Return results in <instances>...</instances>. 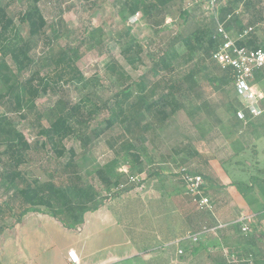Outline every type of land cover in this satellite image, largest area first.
Here are the masks:
<instances>
[{"label": "trees", "instance_id": "obj_1", "mask_svg": "<svg viewBox=\"0 0 264 264\" xmlns=\"http://www.w3.org/2000/svg\"><path fill=\"white\" fill-rule=\"evenodd\" d=\"M15 1L22 6L13 15L9 12L10 3L0 6V165L5 169L0 182L5 195L4 201L0 198V235L16 227L31 212L49 215L69 230L81 228L86 214L98 208L92 205L102 192L110 191L126 179L122 168L130 173L145 172L152 161L147 144L150 141L155 144L159 134L186 108L187 102L198 105L195 109L202 111L193 125L201 141L208 142L214 123L223 124L206 92L210 89L227 100L225 115L231 127L241 124L246 129L264 133V118L251 119L246 113L248 124L238 118L237 112L245 108L233 86V74L221 70L212 59L222 43L212 13L204 22L179 32L167 48L150 54V71L137 81L117 60L111 59L106 74L115 80L120 90L109 100L82 96L73 101L65 89L76 88L84 80L77 64L86 51L102 45L104 31L95 28L75 35L62 18L47 21L39 6L41 0ZM83 1L95 6L99 0ZM175 1L118 0V16L127 23L140 13L150 26L161 28ZM255 1L226 3L218 0L217 15L234 39L252 28L247 37L238 41L240 46L264 50L262 13L254 14L247 25L243 20L246 8ZM257 3L261 4V0ZM203 11L207 13L204 8ZM182 17L187 24L188 14L183 13ZM129 38L127 29L121 39ZM38 48H42L39 56L34 54ZM143 49L133 39L123 46L124 57L135 69L143 63ZM180 49L184 52L180 53ZM131 53H135L137 59L133 60ZM150 75L159 80L151 82ZM255 83L264 86L263 72L255 73ZM47 95L57 100L43 110L37 102ZM102 111L108 113L107 117L93 127L92 123ZM14 117L29 123L37 134L35 144L17 129ZM116 128L120 132L111 135ZM151 135H154L152 140ZM103 137L113 158L95 170L96 183H93L83 178L79 162L92 153ZM71 138H76L80 152L67 147L66 142ZM41 149L58 161L63 159L60 169L46 181L22 170L30 162L31 151ZM240 155L237 152L233 157ZM259 180L264 185V177ZM233 185L241 194H245V190L254 192L252 181H234ZM255 215L264 222V209ZM7 220L12 222L5 224ZM255 262L264 264V260Z\"/></svg>", "mask_w": 264, "mask_h": 264}, {"label": "crops", "instance_id": "obj_2", "mask_svg": "<svg viewBox=\"0 0 264 264\" xmlns=\"http://www.w3.org/2000/svg\"><path fill=\"white\" fill-rule=\"evenodd\" d=\"M230 128L238 134L254 133L241 124ZM223 131L227 135L224 142H230L233 151L228 155L230 160L247 138L239 141V137ZM223 133L212 134L206 143L223 138ZM191 147L190 154L199 157L193 164L188 150L166 155L151 152L152 161L142 173L143 190L99 202L96 210L86 214L79 229H66L40 212L28 213L20 224L0 235V264H15L25 255L40 258L39 264H68L71 251L80 264H228L222 249L264 260V222L255 215L264 209V197L247 200L233 185L236 180L228 177L224 161H207L196 146ZM182 168L203 176V191L215 203L213 213L203 215L187 196ZM245 213L254 216L248 234L242 232L243 225L236 224ZM221 224L231 225L219 236L201 235L196 245L188 238L204 226ZM184 242L188 248H184ZM181 250L183 254H179Z\"/></svg>", "mask_w": 264, "mask_h": 264}, {"label": "rangeland", "instance_id": "obj_3", "mask_svg": "<svg viewBox=\"0 0 264 264\" xmlns=\"http://www.w3.org/2000/svg\"><path fill=\"white\" fill-rule=\"evenodd\" d=\"M197 1L198 0H176L173 7L170 9L169 16L163 27L155 29L143 18L137 22L129 20L127 23H123L118 16L120 6L118 0H99L95 6L83 0H41L39 6L43 10L49 23L58 18H62L66 26L72 30L75 35H81L85 30H92L95 28H101L104 31L102 45L98 49H87L88 51H86V54H84L77 64L84 74V80L80 82L76 88H66L67 94L73 101L79 100L82 96H89L92 100L100 98L103 101L112 98L120 88L119 85L114 84L115 80L110 79L106 74V66L111 59L117 60L135 81L149 73L152 66L150 54L152 55L153 53L167 48L174 37H176L179 32H183L186 27L195 26L196 23H202L207 19L209 14L203 11V7H201V4ZM257 1L260 0H256V3H250L246 8V12L243 16L245 25L254 18V14L257 16L258 12H261L264 17V0H261V4L259 5ZM9 3L11 4L9 12L12 15L22 6L15 0H0V6H6ZM183 13L188 14L187 24L184 23L182 17ZM127 29H129V40H135L144 48L143 54L141 55L143 63L139 64L137 69L129 64L128 59L124 57L122 53L123 46L126 41H129L128 39H121ZM263 37L264 36H262V38ZM41 51L42 48H38L34 54L39 56ZM179 51L183 53L184 49H180ZM130 57H132L133 60L137 59L135 53H131ZM149 78L151 82L159 80L152 77V75H150ZM257 88L264 93L263 85L257 84ZM206 92L208 97L213 100L214 109L223 123L222 125L214 123V132L212 134L220 133V131L223 133L224 131L222 128L225 127V131L232 134L235 138L239 137V141L244 137L247 138L243 139L244 141H241V144L238 146V148H240L237 152L241 153L240 156L227 160L229 157L228 155H232L233 151L229 146L230 142H224L227 136L225 135L226 133H223V138H219L216 142L208 144L200 142L196 144L200 139L198 132L194 128L193 121L202 111L198 112L197 109H195L198 105L195 106L188 102L185 105L186 108L177 113L165 131L159 134L155 144L150 141L147 144V148L150 152L156 153L161 151V153L165 155L170 152L174 154V152H178L182 149L188 150L187 154H189L190 163L193 164L199 161V157L190 154V150L192 149L191 146L194 145V147L196 146L199 149L201 152L200 154L203 158L207 159V161L215 159L224 161L223 168L228 177L232 180L245 183L254 182V192L250 193L243 190L245 192L243 195L246 196L247 200L259 198V196L264 197V185L259 182V179L264 177V133L259 131H254V133L247 132L246 134L232 132L233 130L230 128L229 122L230 119L225 115L227 100L225 97H220L216 93H213L211 89ZM56 100L57 98L51 95L42 96L38 100L37 105L44 110L53 105ZM193 106L195 107L192 109ZM107 115L108 113L106 111H102L98 120L92 123L93 127H97L99 122L105 119ZM14 121L17 129L25 135L27 140L31 144H35L37 141V134L32 130L29 123L18 117H14ZM119 132V129L116 128L111 135L115 136ZM153 136L154 135L149 136V139L152 140ZM106 140V137H103L97 141L92 153L79 162L81 174L85 180L96 183L93 180L95 170L113 158V153L109 150ZM66 145L68 148H74L77 152H80V146L76 138L69 139ZM1 150L3 151L4 148H1ZM61 162H63V159L58 161L51 156V153H47L45 150H33L30 153L29 164L22 170L25 172H33L36 177L46 181L51 178L54 171L60 169ZM237 163L241 164L238 165ZM4 171L5 169L0 165V182ZM3 193V190L0 189V198L4 201L5 195ZM99 202H103L101 197L92 207ZM207 214L209 213H203L205 216ZM11 222L12 220H7L5 224H10ZM183 246L184 248H188L187 242H184ZM218 248H220V246ZM9 260L10 259L6 261ZM39 260L40 258L34 257V255H25L23 257L21 256L17 262L15 261V264H39Z\"/></svg>", "mask_w": 264, "mask_h": 264}, {"label": "built area", "instance_id": "obj_4", "mask_svg": "<svg viewBox=\"0 0 264 264\" xmlns=\"http://www.w3.org/2000/svg\"><path fill=\"white\" fill-rule=\"evenodd\" d=\"M230 1L231 0H225L226 3ZM250 1L253 0H245V2ZM197 2L201 4L208 14L212 13L215 15L217 33L219 37H221L222 43L213 54L212 59L219 65L221 70L231 71L233 74V86L235 87L238 98L245 108V111L239 110L237 112L238 118L246 124H248L246 113L250 115L251 119L264 118V93L257 88V83H255V73L257 71L264 73V50L249 49L238 44V41L249 35L252 28L246 29L243 34L237 39H234L226 31L224 24L218 20V0H198ZM236 14L239 15V11ZM141 17V14L137 13L131 20L137 22ZM121 172L126 174V179L118 186L111 188L110 191H103L101 194L103 201L109 202L115 197L127 192L143 190L142 175L130 173L127 168H122ZM180 174L186 189V194L197 209L203 213H213L216 209L215 203L214 200L210 196L205 195L203 191V176L201 174L192 173L188 168H182ZM253 219V214L245 213L240 216L236 224L243 225L242 232L248 234L249 225L253 222ZM231 224H221L213 228L204 226L200 233L189 234L188 238L192 240L193 243H197L201 235L219 236V232L223 231ZM222 251L228 264H256L255 260L251 257H240L225 249H222ZM179 254H183V251L181 250ZM68 259V264H80V259L73 251L69 252Z\"/></svg>", "mask_w": 264, "mask_h": 264}]
</instances>
